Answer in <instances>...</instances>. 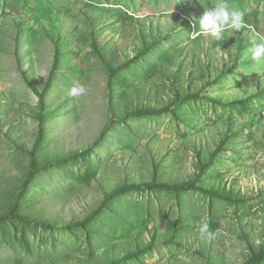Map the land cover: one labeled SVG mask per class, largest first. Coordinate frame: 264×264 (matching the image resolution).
Segmentation results:
<instances>
[{
    "label": "rangeland",
    "instance_id": "1",
    "mask_svg": "<svg viewBox=\"0 0 264 264\" xmlns=\"http://www.w3.org/2000/svg\"><path fill=\"white\" fill-rule=\"evenodd\" d=\"M216 2L0 0V264L264 253V0L223 41L192 26Z\"/></svg>",
    "mask_w": 264,
    "mask_h": 264
},
{
    "label": "clouds",
    "instance_id": "2",
    "mask_svg": "<svg viewBox=\"0 0 264 264\" xmlns=\"http://www.w3.org/2000/svg\"><path fill=\"white\" fill-rule=\"evenodd\" d=\"M192 26L196 29L197 34L215 41H223L226 32L232 35L249 27L245 23L244 14L237 10L229 0H217L211 8L203 12L198 20H192ZM253 31L255 40L253 41V46L248 49V55L252 60L258 61L264 58V32ZM86 92V86L82 83H77L69 89L68 95L78 98L84 96ZM198 231L203 238L208 240L215 237L206 222L198 226Z\"/></svg>",
    "mask_w": 264,
    "mask_h": 264
},
{
    "label": "trees",
    "instance_id": "3",
    "mask_svg": "<svg viewBox=\"0 0 264 264\" xmlns=\"http://www.w3.org/2000/svg\"><path fill=\"white\" fill-rule=\"evenodd\" d=\"M25 81H26V83L28 84V86H30L31 88H32V86L30 85V83L28 82V80L27 79H25ZM33 89V88H32ZM34 91H36V90H34ZM41 96H43V95H41ZM44 98V97H43ZM41 100V102H40V106H41V109H44V101H42V99H40ZM41 118H42V115H41ZM74 158L72 157V158H67L66 159V161L67 162H71L72 160H73ZM262 258H264V253H262V255H260V256H254L252 259H251V261L249 262V263H247V264H256V263H258V261L260 260V259H262Z\"/></svg>",
    "mask_w": 264,
    "mask_h": 264
}]
</instances>
